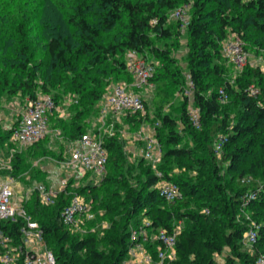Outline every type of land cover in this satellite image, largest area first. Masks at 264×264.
Returning <instances> with one entry per match:
<instances>
[{
	"label": "trees",
	"instance_id": "16d2710c",
	"mask_svg": "<svg viewBox=\"0 0 264 264\" xmlns=\"http://www.w3.org/2000/svg\"><path fill=\"white\" fill-rule=\"evenodd\" d=\"M55 6L60 11L59 23L46 26L43 32L47 38L49 67L59 80L68 79L70 91L79 101L71 120L61 121L67 140H78L87 133L86 117L105 96L112 77L133 76L127 67L128 53L135 51L146 59L152 55L162 61L151 78L157 92L153 99L155 130L162 146V158L164 161L191 159L202 176L194 181L186 176H173L164 166L160 168L161 174L149 166L143 168L141 184L126 190L122 200L124 223L120 228L115 226L110 240L115 252L111 255L98 250L95 236H83L68 245L72 228L63 223L62 211L74 195H81L92 186L76 192L69 179L50 205L43 204L36 191L34 198L24 200L23 205L31 219L39 223L44 243L55 254L57 263L121 264L133 244L132 228H140L145 212L151 216L148 227L154 231L161 228L172 231L174 222L188 221L187 229L177 238V259L165 264H256L264 256V182L259 181L264 179V71L260 67L245 68L236 78L235 87L230 82L215 86L211 78H223V45L232 34L246 45L264 48V40L253 37L255 33L264 34V0H72L66 11L57 8V3ZM186 6L191 7L187 64L194 83L193 105L200 113L199 127L194 126L189 114L184 78L173 67L176 63L173 50L157 44V41L167 44L180 38L182 23L171 24L170 13ZM32 14L25 11L0 18V55L3 57L0 88L7 96L22 93L34 99L39 94L38 79L45 68L42 62H33L31 55ZM46 19L51 23L48 16ZM102 31L116 32L102 42ZM50 79L49 75L46 81ZM169 84L173 86L172 92L167 87ZM252 84L261 87L257 96L251 93ZM42 89L41 94L50 93V86L44 85ZM176 90L181 92L182 99L174 115L165 110L174 102ZM51 95L58 104L57 97ZM232 100L238 105H233ZM140 114L125 116L130 124L140 125L143 121ZM15 124L16 121L6 132L9 138ZM5 139L4 135L0 136V146ZM43 141L29 148L36 155L44 154ZM184 141H189V145ZM104 144L109 154L104 181L109 182L113 181L112 169L122 167L121 145L115 139ZM23 155L16 153L11 160L14 176L25 166ZM228 173H234L238 182L232 192L226 181ZM161 181L176 183L183 193L182 199L168 202L157 186ZM249 195L254 197L248 208L255 212L259 225V239L252 254L242 251L243 234L250 225L245 218H238ZM191 198L204 199L200 204L206 210L189 209ZM148 205L155 211L147 210ZM182 206L188 209L182 211ZM25 225L23 217L2 220L0 232L9 235L12 244H18L23 250ZM158 243L145 245L154 258ZM224 248L229 249V254L223 253ZM4 250L0 243V256ZM19 264H24V255Z\"/></svg>",
	"mask_w": 264,
	"mask_h": 264
},
{
	"label": "rangeland",
	"instance_id": "374dc122",
	"mask_svg": "<svg viewBox=\"0 0 264 264\" xmlns=\"http://www.w3.org/2000/svg\"><path fill=\"white\" fill-rule=\"evenodd\" d=\"M72 0H0V18L4 16L11 17L20 15L22 12L31 11L33 12V22L30 24L31 30L30 35L32 41L30 42L31 55L33 62H42L44 64L45 71L41 73L38 82L39 89L38 93H43L42 87L44 85L50 86V93L54 94L58 99L59 110L53 115L51 120V126L49 133L44 138L41 144V150L45 149L46 152L43 154H37L33 148H22L17 144L13 143L9 135L6 132L12 128L15 121L20 117L21 112L25 108L26 104L30 100L28 96L19 93L13 96H7L3 93L0 88V136H5V141L0 147V180L9 179L16 183L17 197L32 199L35 196V187L41 181L46 182L45 173L41 169V162L47 163L49 160H58L68 158L70 156L71 144L67 140L63 128L61 127L62 122H69L75 112L79 101L77 96L73 95L70 91V83L68 79L59 80L58 75L52 72L49 67V57L47 52V38L43 35L46 31V26L56 25L59 23V10L56 9L55 3L59 4L57 8H63V10H68ZM46 5L47 8L41 7L40 5ZM43 6V5H42ZM4 9L6 11L4 12ZM182 10V15H178V11L174 10L170 13V22L174 24L175 22H181V36L178 39H173L165 44L164 41H157V44L163 48L173 50L172 56L175 60V65L173 66L175 70L181 72L184 81L185 88L188 84L189 72L187 64V53H188V24L191 19V7L187 6ZM48 16L49 23L46 19ZM116 31H102L100 41L105 42L110 39ZM1 34V33H0ZM1 36V35H0ZM233 35H231L232 38ZM254 38H259L264 40L263 33L253 34ZM2 43V38H0V44ZM243 50L246 53L247 59L244 65H237L228 56L224 55L221 62L224 73L223 78L219 77L211 78V82L215 86H223L227 82L235 87L236 78L243 72L247 67H260L264 71V48H257L258 46L246 45L245 42L242 44ZM3 57L0 55V63H2ZM147 60L153 64V66L158 69L162 65V61L154 58L152 55H148ZM173 68V69H174ZM51 76L50 81H46L48 76ZM130 84L132 89L138 94H140L146 101L145 112H142V123L140 125L130 124L125 118V115L118 116L107 106L106 95L100 100L99 103L88 113L86 117L87 122V132H92L93 134H99L100 138L104 142H110L115 139L120 145V164L121 168L112 169L111 177L113 181L105 182V175H94L90 172L80 175L79 178H71L69 184L71 183L72 190L76 189V192L81 190L86 186H92L91 190H86L81 194L82 198L89 204L91 217L83 220L78 227L72 228L71 236L68 240V245L83 236H95L97 238V248L98 250H105L107 255H111L115 252V247L110 243L111 236L113 237L115 232V226L120 228L124 223L123 219V207L122 200L125 198V192L129 188L138 187L141 184V180L144 176L143 168L149 166L157 174H161V167L164 166L166 170L170 172L173 176H186L192 178L194 181L201 179L199 172L196 170V162L191 159H172L169 161L163 160L162 146L159 143L161 152L154 150V159L147 158L146 151L149 149L148 141L151 134H156V107L154 106L153 99L156 92V86L154 80L150 79L146 84L142 86H137L135 83V78L131 76H121L120 78H111L107 85L106 93L110 92L114 85L119 83ZM168 89L170 92L173 91V86L169 84ZM251 88L258 89L261 91L260 86L255 84L251 85ZM178 90V89H177ZM174 91L175 100L174 102L166 108L165 111L172 114H176V110L180 105L182 99V94L179 91ZM234 101V102H233ZM233 105H238L236 100H232ZM237 114V112H235ZM234 114V115H235ZM189 140V139H187ZM184 144L189 145V141H184ZM43 151V150H42ZM23 152L25 155H23ZM16 153L22 154L25 157V166L17 174H12L11 160ZM159 157V158H156ZM68 160V159H65ZM72 166L67 165L65 171L72 172ZM34 171V173H33ZM226 181L230 184L229 192L238 185L237 178L234 173H228L226 175ZM262 183L264 179H260ZM163 181L159 182L157 186H160ZM13 183V184H14ZM235 186V187H234ZM97 187V189H94ZM31 188L32 194L27 193L28 189ZM28 190V191H27ZM74 191V193H76ZM119 192V193H117ZM73 193V194H74ZM26 200V199H25ZM188 203L189 209H196L205 211L206 207L201 206V202L204 199H189ZM200 201V202H199ZM249 202H245L243 207L238 213V218H245L249 225L252 227L258 224L257 218L255 217V212L248 208ZM186 206L180 207L182 211L186 210ZM187 208V209H188ZM147 210L155 211V208H151L149 205ZM263 210V209H262ZM143 215V223L140 225L139 231H143L149 238L144 241L145 244L153 242L155 238V231L148 227V223L151 220L150 215ZM256 219H255V218ZM176 228L181 231L187 229L188 221L180 220L173 223ZM137 230L135 227L132 228V232ZM13 247L19 248L18 244H13ZM14 248V249H15ZM12 249V248H11ZM242 251L245 253L252 254L254 252V247L248 243V241L242 242ZM264 252V247L262 248ZM225 255L229 254V249L224 248ZM222 259V258H221ZM130 261V262H129ZM121 264H143L140 259L134 260L133 258L126 257Z\"/></svg>",
	"mask_w": 264,
	"mask_h": 264
},
{
	"label": "built area",
	"instance_id": "2783aa9c",
	"mask_svg": "<svg viewBox=\"0 0 264 264\" xmlns=\"http://www.w3.org/2000/svg\"><path fill=\"white\" fill-rule=\"evenodd\" d=\"M187 7V6H186ZM184 9V8H183ZM178 15H182V10H177ZM226 40L223 45V53L237 65H244L247 56L243 50L244 42L236 35ZM127 67L135 78L137 86L146 84L154 75L155 67L145 57L135 51H130L127 55ZM127 83L114 85L110 92L106 93L107 106L118 116L145 112L146 106L143 97L131 90ZM251 89L255 96L259 94L258 89ZM194 83L189 76L188 84L184 91L189 98L188 110L194 126L201 125L199 109L193 105ZM59 110L55 98L51 94H38L34 99H30L16 120L11 134V140L15 144L31 146L42 141L50 130V115ZM149 149L146 151L147 158L154 159L153 151L161 152L156 134H151L148 141ZM220 148V146H217ZM108 150L104 140L99 134L87 132L83 134L72 147L69 161H64L74 168L80 175L88 172L96 175H105L107 172ZM159 158V157H156ZM67 180L63 182V188H53L45 183H38L35 190L40 195V201L45 205L53 204L54 199L65 188ZM161 196L168 202H177L182 199L183 193L180 187L170 181H163L158 186ZM254 196H247L249 202ZM25 198L16 196L12 181L0 182V221L16 220L23 217L26 225L23 228V240L25 252L22 247L15 248L12 238L0 232V243L4 251L0 256L1 264H19L20 258L24 255V264H58L55 254L47 248L44 243L42 230L37 221L31 219L23 205ZM91 217L90 206L81 195H74L69 204L62 211L63 223L70 227H78L83 220ZM181 230L174 228L172 231L161 228L155 232V242L158 243L157 257L147 250L145 242L149 237L138 229L132 232L133 244L129 248L128 256L134 260L140 259L143 264H165L177 259V238ZM259 239V225L250 226L243 234V242L248 241L253 247ZM12 248V249H11ZM15 248V249H14ZM23 254V255H22ZM130 262V261H129ZM256 264H264V256L256 261Z\"/></svg>",
	"mask_w": 264,
	"mask_h": 264
},
{
	"label": "crops",
	"instance_id": "0c3cea01",
	"mask_svg": "<svg viewBox=\"0 0 264 264\" xmlns=\"http://www.w3.org/2000/svg\"><path fill=\"white\" fill-rule=\"evenodd\" d=\"M58 112V110L56 111ZM56 112H54L52 115H55ZM126 118L124 117V120ZM127 120V119H126ZM76 142L77 140L75 141H69V143L71 144V149L73 146L76 145ZM18 146H21L22 148H26V147H29V146H24V145H20V144H17ZM1 147V146H0ZM71 149L69 152H71ZM69 158H65V159H68V160H62V159H58V160H49L47 163L45 162H41V169H43L44 173H45V178H46V182L45 184L49 187H53V188H63V182L65 180H69L71 178H79L80 174H78L77 171L74 170V168H72V172H67L65 171L66 169V166L67 164L64 162V161H69ZM1 165V163H0ZM8 182V181H11L9 179H4V180H0V182ZM14 183V181H12ZM44 183V181H41ZM14 186V189H15V193L17 194V188H16V183L13 184ZM30 190V191H28ZM27 193H30V195L32 194V190L31 188L28 189ZM36 192V190H35ZM25 199H27V196H25ZM154 231V230H153ZM156 232V231H155ZM155 234V233H154ZM150 244H155V241L153 239V242H150ZM146 245V244H145Z\"/></svg>",
	"mask_w": 264,
	"mask_h": 264
}]
</instances>
